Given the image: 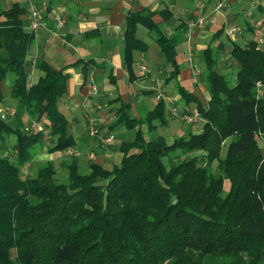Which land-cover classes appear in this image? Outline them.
Instances as JSON below:
<instances>
[{"label": "trees", "instance_id": "16d2710c", "mask_svg": "<svg viewBox=\"0 0 264 264\" xmlns=\"http://www.w3.org/2000/svg\"><path fill=\"white\" fill-rule=\"evenodd\" d=\"M167 12L160 13L166 18ZM24 14L18 4L0 10V106L3 83L12 75L9 95L16 113L36 121L43 117L46 125L27 132L0 117V150L8 135L16 139L13 158L0 155V264H264V153L258 142L264 143V94L257 88H264V50L258 40L241 46L227 39L238 65L234 84L218 70L217 49L224 45L203 52L206 105L178 88L180 98L194 103L203 119L199 133L171 143L158 135V127L167 124L159 100L138 120L122 114L115 121L138 127L133 141L120 143L119 164L108 170L91 163L82 173L71 158L64 165L67 180L58 182L51 161L40 164L33 176L21 175L45 136L49 153L75 146L59 106L67 94L65 68L41 60L36 66L43 76L28 83L33 33L25 30ZM154 15L141 10L126 16L123 65L132 77L134 52L147 50L135 35L143 26L156 33L173 68L171 80L178 75L179 38L163 35ZM188 154L193 157L176 160Z\"/></svg>", "mask_w": 264, "mask_h": 264}, {"label": "crops", "instance_id": "0c3cea01", "mask_svg": "<svg viewBox=\"0 0 264 264\" xmlns=\"http://www.w3.org/2000/svg\"><path fill=\"white\" fill-rule=\"evenodd\" d=\"M13 4L24 8L22 19L27 32H32L29 29L31 6L39 10L42 19V27L32 32L33 40L27 56L29 85L35 84L43 76L36 66L41 60L57 70L65 68L64 72L68 75L67 94L59 106L69 121L68 132L75 139V146L71 149L78 154L72 155L66 151L49 153L50 144L45 136L43 145L38 146L27 169L35 162L42 164L51 161L54 166L57 163L65 165L71 158H76L80 171L86 167L87 172L91 163L111 169L120 163V144L112 141L107 145L102 139L112 136L114 140V132L122 131V123L114 125L122 114L138 120L156 106L158 95L172 98L174 103L171 105L177 108L178 102L182 101L178 94L179 87L206 105L210 98L201 79L206 72L203 52L209 47L216 49L223 44L222 50L217 49V58H221V62L218 59V70L226 75L231 74L230 69L235 67L232 72L235 79L238 65L234 60L231 63L228 61L227 39L246 46L251 40L261 37L260 30L264 26V0H0V10H6ZM219 4L222 5L220 8L217 7ZM141 10L155 12L153 22L167 38H179L175 59L178 75L171 80L168 78L173 68L166 63L156 43V33L153 31L155 36H152V32L143 26L137 27L135 35L146 44L147 50L134 52L132 77L123 65L125 19L128 13ZM162 11L169 12L166 18L161 15ZM58 18L63 19V26L58 25ZM198 18L205 19V23L191 27L190 24ZM232 29H235L233 39L228 36ZM262 46L264 43L259 45L260 48ZM172 80L176 82L173 91H177V94L174 96L170 93ZM10 84L11 80L5 82L3 88L8 95L7 101L14 104V114L16 102L9 95ZM90 86L97 88L96 96L88 95ZM190 105L186 104L187 108L179 109V112L196 111L195 104ZM165 108L167 124L158 127V135L163 137L161 128L171 129V122L185 129L183 132L182 128H176L177 137L184 136L190 130L195 134L201 131H193L194 125L185 126L170 116L166 105ZM0 110H3L1 106ZM110 113L115 116L113 124L99 127L97 136H90L89 118ZM25 117L28 122L34 121ZM141 129L147 133L144 125Z\"/></svg>", "mask_w": 264, "mask_h": 264}, {"label": "rangeland", "instance_id": "374dc122", "mask_svg": "<svg viewBox=\"0 0 264 264\" xmlns=\"http://www.w3.org/2000/svg\"><path fill=\"white\" fill-rule=\"evenodd\" d=\"M151 35L152 36H155V33L154 32H152L151 33ZM224 35V34H223ZM231 38L233 39V36H231ZM236 40H238V38H235ZM264 39V38H263ZM263 43H264V41H263ZM264 46H262V48H263ZM160 56V55H159ZM219 59V61L221 62V58H218ZM232 60H234V59H232V58H228V61L231 63L232 62ZM223 62H225V60H223ZM235 68V67H234ZM233 68V69H234ZM232 68L230 69V72H231V74H226V76H227V79L228 80H230V83L232 84H234L235 83V79H234V74L232 73L234 70H233ZM237 69V68H236ZM12 78H13V76L11 75V76H8L7 77V79H6V81H4V83L5 82H8V81H10V80H12ZM201 79H203L202 77H201ZM4 83H3V86H4ZM175 81L174 80H172L171 81V83H170V88H172V89H170L171 90V94L174 96V95H176L177 94V91L176 92H174L173 90V88L175 87L176 88V86H175ZM204 85H205V83H203ZM257 88H258V94L259 95H263L264 94V88L262 87V86H260V85H257ZM3 91H4V98H5V102H4V104L1 106L2 108H3V110H5L4 112H5V118H4V120L5 121H7V123L9 124V125H11V126H14V127H18L19 129H21V130H24V128L26 127V126H29V124L31 123V121L30 122H28V121H26L25 120V116H23V115H20V114H18V113H14V114H12V112H13V108H14V104H12V102H10L9 100L7 101V99H8V95H7V92H6V89H5V87L3 88ZM190 105V104H189ZM190 106H192V105H190ZM187 108V106H186V104H185V101L184 100H182V101H180V102H178V104H177V108H178V110L179 109H183V108ZM165 110L167 111V109L165 108ZM11 112V113H10ZM182 113H187L185 110H184V112H182ZM111 114V113H110ZM114 116V115H113ZM67 117H69L70 118V116H69V114H67ZM115 117V116H114ZM38 122H40V123H42V124H45V119H43V117L41 118V119H39L38 120ZM181 122V121H180ZM203 119H202V121L201 122H198V124H193L194 125V128H193V131H199L200 129H202V126H203ZM171 124V129H165V128H161V135H163V138L168 142V143H171L172 141H173V139H174V137H177L176 135L177 134H175V131H176V128L178 129V128H182L183 126H181V125H178V124H176L175 122H171L170 123ZM180 124H182V123H180ZM46 125V124H45ZM183 125V124H182ZM120 128H122V131L119 133V131H115L114 132V140H113V143H115L116 145L117 144H120L121 142H131V141H133V139H134V137H135V129H131V128H127L126 126H124L123 125V127H120ZM182 130H183V132H185V129L184 128H182ZM190 132H192V130H190ZM189 131L183 136V137H185V136H187L189 133H190ZM192 134H195L194 132H192ZM15 141H16V139H15V136H13V135H8L7 137H6V140H5V143H4V145H3V147H2V149L0 150V155L1 156H4V157H8V158H13V155H14V150H13V145L15 144ZM230 142V139L228 140V141H226V143H225V146H224V148L222 149V151H221V155H220V157H221V159H223L224 157H225V153H226V146L228 145V143ZM258 142H259V145H260V147L262 148V151H263V153H264V143L259 139L258 140ZM48 147V146H47ZM38 146L37 147H35V149L33 150V152L34 153H36L37 151H38ZM69 150V149H68ZM195 155H197V156H199L200 157V155H202L201 153H197V154H195ZM189 157V158H191V157H193V155L192 154H188V155H183V156H181V157H179V158H177L176 160H182L183 158H185V157ZM40 160L42 159V158H39ZM202 160L200 159L199 160V164H202V162H201ZM165 164H166V166L167 167H169L170 166V163H169V158H166L165 159ZM40 164H38L37 162H35V164L33 165V166H31V167H29L28 169L26 168V167H23V168H21V175L23 176V177H30V176H33L34 175V173H35V171H36V169H37V167L39 166ZM216 166H217V162L215 161L214 163H213V168L215 169L216 168ZM55 168H56V170H57V174H56V178H57V180H58V182H65L66 180H67V176H68V172H67V169L66 168H64V165L62 164V163H57V164H55ZM85 169H86V167H85ZM85 169H83V171H81L82 173H87V172H85ZM80 170V169H79ZM228 187H229V183H228V181H226L225 182V191L226 190H228Z\"/></svg>", "mask_w": 264, "mask_h": 264}, {"label": "built area", "instance_id": "2783aa9c", "mask_svg": "<svg viewBox=\"0 0 264 264\" xmlns=\"http://www.w3.org/2000/svg\"><path fill=\"white\" fill-rule=\"evenodd\" d=\"M222 5L219 4L217 7L220 8ZM205 23V19L203 18H198L195 22H192L190 24V26H194V25H198V26H202ZM64 22L63 19L58 18V25L59 26H63ZM42 27V19H41V15L39 10L34 7L31 6L29 9V29L32 32L37 31L38 29H40ZM260 35L261 37L258 39V45L262 44L264 39H263V35H264V26H262L261 30H260ZM235 29H232L231 31H229L228 36L231 37L234 35ZM143 70H145V68H142ZM98 93V90L95 86H90L88 89V95L89 96H96ZM159 100H162L164 102V104L167 106L168 110H169V114L171 117L178 119L179 121H181L185 126H192L193 124H196L198 122L202 121V117L200 116V114L197 111L191 112V113H181L179 112V110L172 106L171 104L174 103V100L170 97H167L165 95H158L157 97ZM5 112L4 110H0V117L1 118H5ZM114 120V116L112 114H108L106 116H100V117H95V118H89V125H88V130H89V134L90 136L94 137L98 134V130L99 127L101 126H109L112 124ZM25 131L27 132H39V131H43V124L34 120L32 121L29 126H26ZM113 141L112 136H107L104 137L102 139V142L104 144H111ZM68 154H72V155H77V153H75L72 149H69L66 151Z\"/></svg>", "mask_w": 264, "mask_h": 264}]
</instances>
